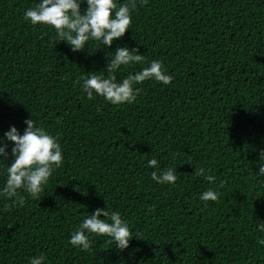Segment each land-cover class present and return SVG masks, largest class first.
Here are the masks:
<instances>
[{"label":"trees","instance_id":"trees-1","mask_svg":"<svg viewBox=\"0 0 264 264\" xmlns=\"http://www.w3.org/2000/svg\"><path fill=\"white\" fill-rule=\"evenodd\" d=\"M118 2L136 5L131 29L110 47L73 52L24 18L33 0H0V136L33 118L63 151L40 200L23 190L0 197V264L40 254L46 264H264V178L251 163L264 147V0ZM117 46L145 57L118 80L155 59L171 82H141L131 104L89 98L78 81L101 75ZM167 167L174 185L152 180ZM201 167L214 182L195 174ZM209 188L218 199L205 207ZM97 207L128 221V249L106 236L90 237V253L69 243Z\"/></svg>","mask_w":264,"mask_h":264},{"label":"clouds","instance_id":"clouds-1","mask_svg":"<svg viewBox=\"0 0 264 264\" xmlns=\"http://www.w3.org/2000/svg\"><path fill=\"white\" fill-rule=\"evenodd\" d=\"M83 4L87 7L82 13ZM135 7L134 2L119 3L118 0H33V5L24 11L23 16L34 26H48L60 41H65L73 52H77L89 48L92 41L110 47L122 38L131 29L132 9ZM144 59L137 48L117 46L110 58L107 55L105 69L98 71L101 75L89 72L78 83L89 98L95 94L113 105L131 104L136 99V85L141 82L155 80L167 85L172 80L161 62L155 59L147 67L130 72L122 79L118 80L114 75L122 68L142 63ZM24 124L26 127L22 132L15 125H10L0 136V161L7 165L0 197H15L19 190H23L32 199L40 200L50 177L63 163V151L56 137L49 134L38 121L29 118ZM147 163L154 168L158 165L155 158L149 159ZM251 163L256 165V177L264 178V147H256L255 160ZM205 171L201 167L196 169L195 174L204 175L209 183L214 182L216 177L206 175ZM151 178L159 184L174 185L177 181L176 170L167 167L160 169L159 174L154 170ZM199 199L207 207L208 201L218 199V193L209 188L200 193ZM18 202L23 205L24 199L20 197ZM256 230L261 234L256 243L264 247V222L260 221ZM92 235L106 236L114 248L121 252L128 249L134 238L128 221L122 218L119 211L110 212L108 207H97L85 215L71 233L69 243L79 251L90 253ZM28 264H46V257L44 254L32 256Z\"/></svg>","mask_w":264,"mask_h":264}]
</instances>
